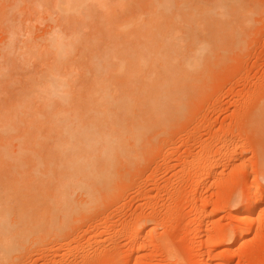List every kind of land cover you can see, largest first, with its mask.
<instances>
[{"label": "bare ground", "instance_id": "obj_1", "mask_svg": "<svg viewBox=\"0 0 264 264\" xmlns=\"http://www.w3.org/2000/svg\"><path fill=\"white\" fill-rule=\"evenodd\" d=\"M257 4L0 0V264L65 237L139 169L242 52Z\"/></svg>", "mask_w": 264, "mask_h": 264}, {"label": "rangeland", "instance_id": "obj_2", "mask_svg": "<svg viewBox=\"0 0 264 264\" xmlns=\"http://www.w3.org/2000/svg\"><path fill=\"white\" fill-rule=\"evenodd\" d=\"M256 2L241 54L210 72L141 168L93 213L73 218L65 237L1 264H264V131L255 116L264 100V0ZM5 38L0 32V51ZM135 222L144 233L132 242Z\"/></svg>", "mask_w": 264, "mask_h": 264}]
</instances>
